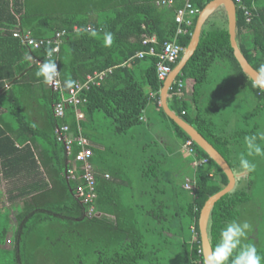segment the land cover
I'll list each match as a JSON object with an SVG mask.
<instances>
[{
  "label": "trees",
  "instance_id": "obj_1",
  "mask_svg": "<svg viewBox=\"0 0 264 264\" xmlns=\"http://www.w3.org/2000/svg\"><path fill=\"white\" fill-rule=\"evenodd\" d=\"M161 1L0 0V38L13 39L20 46L21 57H0V106L15 123L11 128L0 125V166L7 179L6 192L0 195V207L4 210L0 214L4 219L0 229V264H34L36 254L30 249L34 231L44 222L60 229L57 226H61L62 221L85 227L87 233L102 242L96 250L97 264H167L164 260L169 255L175 259L171 264H204L199 216L208 197L228 183L222 168L193 141L195 160L208 158V161L197 167L195 186L190 190L183 185L185 178L183 182L177 178L184 166L176 171L177 161L172 149L155 138L145 143L141 151L133 152L114 142L94 144L86 129L87 120L94 121L97 113L102 112L111 119L112 132L123 135L143 123L144 112L153 95L160 104L164 80L157 74L158 57L147 54L140 58L136 54L149 49V45L143 43L146 36L156 35L158 50L161 43L176 36V12L183 5ZM209 1L192 0L201 10ZM244 1L254 15L247 21L243 12L237 10V39L244 55L259 70L264 64V12L254 6L255 0ZM197 17L187 33L177 36V41L185 48L191 40ZM75 25L83 29L73 32ZM89 25L92 29L87 28ZM62 29L71 32L63 38L59 51L52 58L58 63L63 85L66 79L76 82L95 70L113 67L100 85L83 94L87 101L81 106L85 112L82 131L91 142V162L97 180L96 206L101 215L95 217L85 215L86 205L77 194L81 178L72 179L66 171L79 146L75 144L72 153L68 154L64 142L59 141L56 134V128L63 122L76 130L74 108L67 107L64 118L55 116L53 105L59 94L36 76L40 63L46 58V50L51 46L34 49L13 36L15 30H30L35 37H45ZM92 30L97 32L96 37L90 35ZM104 32L114 35L110 47L103 44ZM26 54H31L34 61H24ZM217 61L225 62L234 74L235 85L230 82L229 86L254 94L260 101L256 113L263 111L264 90L254 86L255 82L235 57L227 25L204 26L196 51L174 81L175 85L181 79L185 86V79H190L193 97L187 99L183 92L170 90L168 102L234 168V165L239 166L241 154L247 151L244 137L254 132L258 125L249 127L248 122L234 130L222 131L213 118V104L208 107L199 104L201 87ZM225 87L228 88V84ZM193 104L199 105L195 116L189 112ZM220 104L218 100L214 109ZM159 108L161 114L172 121L180 145L192 139L161 105ZM107 150L121 155L119 160L111 164L109 160L105 164L106 159L103 161L101 157ZM192 159L181 160V164L191 163ZM128 160L132 165L142 167L138 181L125 162ZM250 189L251 180L245 186L237 184L233 191L216 202L209 223L213 248L220 229L225 223L237 220L240 208L251 200ZM7 203L15 210L13 247H7L12 227ZM52 242L53 245L62 244L64 239L59 235ZM257 249L264 256V246Z\"/></svg>",
  "mask_w": 264,
  "mask_h": 264
},
{
  "label": "rangeland",
  "instance_id": "obj_2",
  "mask_svg": "<svg viewBox=\"0 0 264 264\" xmlns=\"http://www.w3.org/2000/svg\"><path fill=\"white\" fill-rule=\"evenodd\" d=\"M255 5L264 7V0H255ZM227 23L226 11L224 8H219L213 14L209 22L205 24V27L211 28L218 25H227ZM230 73L228 65H226L225 62L217 61L210 68L208 80L202 87L205 97L200 98V105L208 107L213 104L212 107L215 112L213 111L214 113L212 115L217 123L231 117V115H233L232 111L238 108V100L231 95V90L234 89V86L231 85L230 87L229 83L233 82L235 85V80ZM185 80L187 82V79ZM226 84H228V88L225 87L226 89H224V85ZM218 100L221 101V104L218 108L214 109L215 103ZM242 111L244 112L243 115L245 114L244 116H248L250 113L249 127L258 125L255 131L250 135L258 131H264V110L257 112V114L253 116L248 103H245L240 112ZM144 114H146L147 117L143 123L134 126L123 135L112 132L111 119L105 117L102 112L97 113L94 121L87 120L86 129L94 144H109L110 142H114V144H117L122 149L128 147L133 150V152L141 151L143 145L153 141L154 138L156 141L160 142L158 138L153 136L149 124H152L162 117L167 131L174 129L172 121L162 114L158 115L151 103ZM244 124L245 123H242V125ZM174 139L179 142L177 137ZM258 142L264 147V142ZM150 150L149 148V152H151ZM174 150H176V154L174 155L176 161L179 162L180 165H184V163L181 164V160L188 158L190 156L189 153H184L183 145L180 144L179 147L174 146ZM103 155L104 156L101 158L103 161L104 158L106 159L105 164L108 163L109 160L111 164L113 161L119 160L118 157L121 156L110 150L104 151ZM242 155L249 159L250 162L254 163L256 167L254 172H250V175L249 172H245L244 170H237L234 165V170L238 175L237 184L239 186L248 185L251 180V200L240 208V214L237 220L239 222L246 221L251 226L246 241L247 243H253L256 247L264 246V156H248L247 151L246 153H242L241 156ZM128 157L130 158V156ZM102 160L100 162L103 164ZM125 160H127V157H125ZM125 162L129 164V169L134 175L135 180L139 179L142 173V167H138L136 164L132 165V162L129 160ZM180 170L182 171L178 172L177 175L179 182H183L186 174L188 175L193 171L186 165ZM6 189L7 186L0 183V194L3 195ZM6 206L10 211V222L12 225L8 235L7 247H13L15 245V210L8 203ZM3 211L4 210L0 207V214H2ZM3 222L4 219L0 218V229H2ZM60 224L61 226H57L60 229H57L55 228L56 226L51 227L50 222H44V225L34 231V237L30 247L34 254H36L34 257V264H97L98 253L96 250L100 248L102 242L94 235L87 233L85 227L83 228L76 224H70L67 221H62ZM59 235L64 239V243L53 245L52 240L56 239ZM164 263H175V259L169 255V257L164 260Z\"/></svg>",
  "mask_w": 264,
  "mask_h": 264
},
{
  "label": "built area",
  "instance_id": "obj_3",
  "mask_svg": "<svg viewBox=\"0 0 264 264\" xmlns=\"http://www.w3.org/2000/svg\"><path fill=\"white\" fill-rule=\"evenodd\" d=\"M164 4H173L174 0H162ZM237 10L240 9L245 15L247 21H250L254 15L253 10L248 7L244 0H235ZM201 9L197 7L192 0H185L183 6L179 7L176 12V21L178 23L177 33L174 39L166 40L161 43V47L158 50L155 44H158L156 35L146 36L143 43L149 45L148 50L139 51L136 56L144 57L147 54L156 55L157 61V74L161 80H165L171 71L173 70V64L178 61L185 47L177 41L179 34L188 32V28L193 24L194 18L199 15ZM88 29H92L89 25ZM81 26L75 25L72 29L73 32L81 31ZM71 31L68 29L58 30L52 36L35 37L30 30L20 31L15 30L13 36L21 40V42L34 49H40L44 46H51V48L58 49L54 55L59 51L60 44L63 38ZM53 55V56H54ZM57 63V61H56ZM57 70L59 75L56 81L52 84H48L50 88L59 94V99L53 105L54 114L59 118H64L67 115V107L72 106L75 111V117L77 121L76 130L72 129L69 123L63 122L56 128V134L59 141L64 142L65 148L68 154L73 151V146L77 144L79 150L76 152L72 159V165L68 168V175L72 179L81 178L82 183L77 188V194L81 198L82 202L86 205L85 215L88 217H95L101 215V212L97 209V180L95 176V169L91 162L93 156V150L91 148L90 140L83 134L81 121L85 119V112L81 108L82 104L87 101L85 95L87 90H90L95 85H100L106 77L113 71V67H109L104 70H95L88 73L83 80L75 82L72 89H66L63 85L59 66L57 63ZM184 88V82L180 79L177 84L171 85L170 90L177 93H182ZM193 139L187 140L183 144V150L190 155L196 154V148L193 143ZM208 161V158H203L200 161H196V165H202ZM79 172V173H78ZM109 177V174H105ZM185 188L192 190L195 186V179H188L185 184Z\"/></svg>",
  "mask_w": 264,
  "mask_h": 264
},
{
  "label": "water",
  "instance_id": "obj_4",
  "mask_svg": "<svg viewBox=\"0 0 264 264\" xmlns=\"http://www.w3.org/2000/svg\"><path fill=\"white\" fill-rule=\"evenodd\" d=\"M224 8L227 15V27L230 36V43L233 48L235 57L237 58L242 69L257 82L261 74L247 59L242 52L238 39H237V7L235 0H210L200 11L195 29L192 33L191 40L187 47L184 49L183 54L173 68L169 76L164 80L163 86L160 90V103L166 114L172 118L179 126H181L190 137L204 149L210 157L222 168L228 177L227 185L216 193L212 194L205 201L199 216V230L202 242V251L204 259L212 251L213 246L209 232V223L212 210L218 200L224 195L233 191L237 185L238 176L234 168L230 165L229 161L224 155L190 122L185 120L182 116L177 114L169 105V89L178 75L182 72L183 68L196 51L200 42L201 34L207 20L219 9ZM264 90V88H262ZM67 171V169H66Z\"/></svg>",
  "mask_w": 264,
  "mask_h": 264
},
{
  "label": "clouds",
  "instance_id": "obj_5",
  "mask_svg": "<svg viewBox=\"0 0 264 264\" xmlns=\"http://www.w3.org/2000/svg\"><path fill=\"white\" fill-rule=\"evenodd\" d=\"M90 35L96 37L97 32L92 30ZM113 41V33H103V44L105 47H110ZM57 50L56 48L47 49L46 58L40 63L36 71V76L41 77L46 84L54 83L59 75L56 60L52 58ZM259 73L261 74L260 79L255 82L254 86L264 88V64L260 65ZM74 84L75 82L71 79L64 81L66 89H72ZM258 141L264 142V131H258L244 137L248 156H264V147ZM239 167L250 173L255 171L256 165L242 155L239 158ZM250 228V224L246 221L239 222L234 219L225 223L219 231L218 242L205 257L204 264H262L264 256L258 253L255 244L246 242Z\"/></svg>",
  "mask_w": 264,
  "mask_h": 264
},
{
  "label": "crops",
  "instance_id": "obj_6",
  "mask_svg": "<svg viewBox=\"0 0 264 264\" xmlns=\"http://www.w3.org/2000/svg\"><path fill=\"white\" fill-rule=\"evenodd\" d=\"M184 2H185V0H174V3L177 5H179V4L183 5ZM254 6L257 9L264 12V7H260L258 5H254ZM19 53H20V46L15 44L13 42V39H9V37L8 38H6V37L0 38V57H6L7 56V57H12V59H15V58L21 59ZM20 59H17V60H20ZM33 59L34 58L31 56V54L24 55V61L30 60L33 62L34 61ZM20 64H23V62H21ZM228 70H229V72H232V70L230 68H228ZM230 74H232L234 77L233 73H230ZM202 87H201V95L200 96H201V98H204L205 96H204V92L202 90ZM221 90H222V88H221ZM192 91H193V88H192L191 81H190V79H187V82H185V86L183 88V94L187 99H192V97H193ZM231 92H232L231 95L238 100L239 104H238V108L234 109L232 111L233 115H231V117H228L222 121H219V123H217L215 120V122L218 124L219 128L222 131L223 130H226V131L234 130L235 128L242 126V123H248L250 121L249 120V118H250L249 112H248L249 117L244 116L245 114L243 115V113H244L243 111L240 112L243 104L245 105V103H248L253 116L257 114L256 111L260 105L259 99L255 98V95L249 91L236 90V88H234L233 90H231ZM150 103L154 106V110L156 111V113L158 115H161V110L159 108L161 103L159 104L156 102V98L154 95H153V100ZM146 111H147V109L145 110V112ZM189 112H190V115L195 116L199 112V105L193 104V106H191V108L189 109ZM146 117H147L146 114H144L143 120H145ZM13 122H14V118L7 111H5V109L3 107L0 106V125L2 127L11 128L12 126L15 127V125H14L15 123H13ZM149 128H150V131L153 132V136H155L156 138H158L160 140V143H162L166 147L168 146L169 148L172 149L171 153L174 156L176 154V152H175L176 150H174V146L179 147V142L175 141L174 138H176V136H175L173 130L167 131V128L165 126V122L162 120V117H161V119L153 122L152 124H149ZM184 153H186V152H184ZM186 154H188V153H186ZM188 158H190V159L193 158V159H192L191 163L184 162V165L190 167L193 171L188 175L186 174L185 181H184L183 185L185 184V182L188 179H195V172H196V169L198 167V165H196V160L194 158V155H190ZM188 158H186V160ZM180 166H181L180 163L177 162L176 169H175V167H174V169L176 171H179ZM236 169L242 170V169H240L239 166H237ZM0 183L2 185H6V183H7V179H5V177L3 176L2 172H1V166H0ZM0 195H2V194H0Z\"/></svg>",
  "mask_w": 264,
  "mask_h": 264
}]
</instances>
